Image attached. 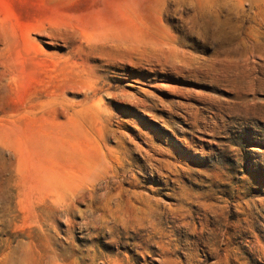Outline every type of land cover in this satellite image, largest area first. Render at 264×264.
Here are the masks:
<instances>
[{"label": "rangeland", "instance_id": "obj_1", "mask_svg": "<svg viewBox=\"0 0 264 264\" xmlns=\"http://www.w3.org/2000/svg\"><path fill=\"white\" fill-rule=\"evenodd\" d=\"M0 264H264V0H0Z\"/></svg>", "mask_w": 264, "mask_h": 264}, {"label": "bare ground", "instance_id": "obj_2", "mask_svg": "<svg viewBox=\"0 0 264 264\" xmlns=\"http://www.w3.org/2000/svg\"><path fill=\"white\" fill-rule=\"evenodd\" d=\"M211 224V223H210ZM156 230V229H155ZM159 231V230H158Z\"/></svg>", "mask_w": 264, "mask_h": 264}]
</instances>
